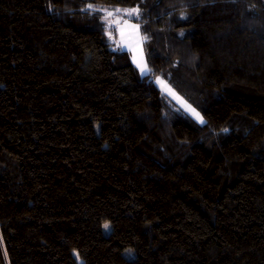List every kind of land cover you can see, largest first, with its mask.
<instances>
[{
    "label": "trees",
    "instance_id": "1",
    "mask_svg": "<svg viewBox=\"0 0 264 264\" xmlns=\"http://www.w3.org/2000/svg\"><path fill=\"white\" fill-rule=\"evenodd\" d=\"M0 264H264V0H0Z\"/></svg>",
    "mask_w": 264,
    "mask_h": 264
},
{
    "label": "rangeland",
    "instance_id": "2",
    "mask_svg": "<svg viewBox=\"0 0 264 264\" xmlns=\"http://www.w3.org/2000/svg\"><path fill=\"white\" fill-rule=\"evenodd\" d=\"M116 9H120V11L117 12ZM132 9H136V7H117L113 9L114 11H109L113 13V15L107 16V25L112 28L109 34L112 41L115 42L116 46L118 45L130 50L133 62L138 68L140 76H143L149 72L147 52L141 44L139 27L129 19L134 12L129 14V12L125 11ZM155 82L164 93L169 95L181 108L192 115L198 122L202 123L201 120L204 122V117L197 103L186 99L170 84L166 76L160 75L156 77ZM192 110H195V113L199 114V119ZM106 225L107 227H104V230L108 233L110 227L109 224Z\"/></svg>",
    "mask_w": 264,
    "mask_h": 264
},
{
    "label": "snow or ice",
    "instance_id": "3",
    "mask_svg": "<svg viewBox=\"0 0 264 264\" xmlns=\"http://www.w3.org/2000/svg\"><path fill=\"white\" fill-rule=\"evenodd\" d=\"M87 7H88L89 9H94V6L91 5V4H89ZM116 11L119 12L120 9H116ZM125 11H127V12H129V14H131V13H133V12H138V9L125 10ZM108 15L111 16V15H113V13L109 12ZM192 111L194 112V114H195V115L197 116V118L199 119V118H200V117H199V114H198V113H195V110H192ZM201 122H203V121L201 120ZM105 227H107V225H105Z\"/></svg>",
    "mask_w": 264,
    "mask_h": 264
}]
</instances>
